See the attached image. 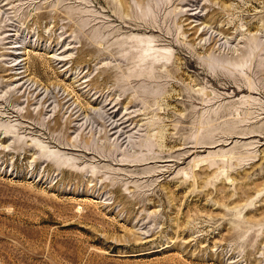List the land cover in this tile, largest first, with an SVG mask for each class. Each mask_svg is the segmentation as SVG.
<instances>
[{
	"label": "rangeland",
	"instance_id": "rangeland-1",
	"mask_svg": "<svg viewBox=\"0 0 264 264\" xmlns=\"http://www.w3.org/2000/svg\"><path fill=\"white\" fill-rule=\"evenodd\" d=\"M0 264H264V0H0Z\"/></svg>",
	"mask_w": 264,
	"mask_h": 264
},
{
	"label": "bare ground",
	"instance_id": "bare-ground-1",
	"mask_svg": "<svg viewBox=\"0 0 264 264\" xmlns=\"http://www.w3.org/2000/svg\"><path fill=\"white\" fill-rule=\"evenodd\" d=\"M70 116H73V115H72V112L70 113ZM113 129H114V128H111V130H113ZM120 136H121V135H120Z\"/></svg>",
	"mask_w": 264,
	"mask_h": 264
}]
</instances>
